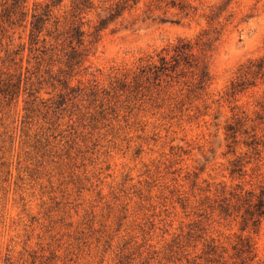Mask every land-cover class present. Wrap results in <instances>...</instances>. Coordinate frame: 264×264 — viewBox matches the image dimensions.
<instances>
[{
    "label": "rangeland",
    "instance_id": "1",
    "mask_svg": "<svg viewBox=\"0 0 264 264\" xmlns=\"http://www.w3.org/2000/svg\"><path fill=\"white\" fill-rule=\"evenodd\" d=\"M22 1L10 24L0 0V264H191L240 236L264 259V217L242 230L217 207L264 184V0H137L98 32L117 0H92L72 68L78 0L49 7L44 47L29 21L51 1ZM180 41L201 88L182 61L139 72Z\"/></svg>",
    "mask_w": 264,
    "mask_h": 264
},
{
    "label": "trees",
    "instance_id": "2",
    "mask_svg": "<svg viewBox=\"0 0 264 264\" xmlns=\"http://www.w3.org/2000/svg\"><path fill=\"white\" fill-rule=\"evenodd\" d=\"M51 4H45L38 11H34L30 15L29 21V42L36 44L41 43V47L46 44V36L49 31L46 30L45 25L50 17V6L60 2L61 0H50ZM22 0H12L11 9L7 10V18L10 24L16 20H23L25 11H23ZM137 0H117L106 7V15L98 18L95 32L106 27L108 22L120 17L124 11L131 9ZM92 6V0H78L72 6L71 19L68 24V29L65 32V37L62 40L66 41L63 55L65 56L64 64L68 68L80 66L88 53V47L84 44L83 30L81 29L82 22L80 21V14L84 9ZM17 17V18H16ZM46 34L40 40L39 35L42 31ZM59 36V34L57 35ZM54 39H58V37ZM38 50V48H35ZM164 53L159 56V66L146 62L140 67V73H151L154 77L157 72L166 68H174L178 62L182 64L193 66L196 70V83L199 88L205 85L209 80L208 71L205 64L199 61L190 52V45L188 42H178L169 49H162ZM44 51V48L40 50ZM168 56V59H167ZM170 62H173L170 63ZM228 130L231 127L227 128ZM234 132V131H233ZM248 144H253V141ZM237 168V170H239ZM219 214L225 217L232 216V219L238 218L241 229H251L257 231L261 219L264 217V184L260 187L257 193L252 190L242 192L241 190L235 191L229 197L220 199L217 204ZM189 262V261H187ZM191 264H264V259L257 257L254 242L249 237H238L237 241L229 247H224L214 240L207 242L200 255L192 259Z\"/></svg>",
    "mask_w": 264,
    "mask_h": 264
}]
</instances>
